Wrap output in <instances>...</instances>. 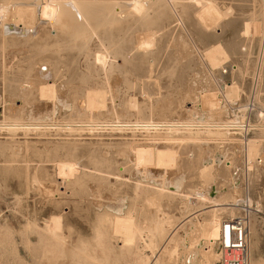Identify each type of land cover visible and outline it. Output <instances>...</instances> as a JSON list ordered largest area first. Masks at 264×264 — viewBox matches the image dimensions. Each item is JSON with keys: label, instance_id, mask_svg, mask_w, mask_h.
Returning <instances> with one entry per match:
<instances>
[{"label": "rangeland", "instance_id": "obj_1", "mask_svg": "<svg viewBox=\"0 0 264 264\" xmlns=\"http://www.w3.org/2000/svg\"><path fill=\"white\" fill-rule=\"evenodd\" d=\"M1 1L10 14L3 29L0 20V264H145L154 250L159 264H167L158 250L169 232L176 229L181 238L184 223L213 209L223 222L246 206L251 264H264V220L256 213H264V0H94L119 5L112 17L75 37L37 20L18 23L11 16L17 0ZM249 22L258 24L255 34H244ZM211 47L226 52L216 66L205 55ZM35 70L47 72L46 81L68 107L58 105L44 122L49 129L13 126L15 119L27 123L31 106L22 104L17 87ZM232 84L237 98L225 100L220 92ZM90 90L105 93L100 125L175 124L200 114L204 124L229 128H97L76 119L71 108ZM209 95L210 103L204 100ZM40 102L46 105L41 114L52 110V101ZM251 143L261 144V151L244 154ZM163 149L176 153L180 165L172 171L184 177L181 193H160L135 176V168L143 176L162 172L154 155ZM215 155L226 156L232 167L214 163L202 177L203 160ZM208 188L218 203L188 200ZM97 200L119 201L130 218L109 225ZM159 221L167 222L164 233L144 248L142 239L150 242ZM131 226L143 234L134 249L125 248ZM179 259L174 264H183Z\"/></svg>", "mask_w": 264, "mask_h": 264}, {"label": "bare ground", "instance_id": "obj_2", "mask_svg": "<svg viewBox=\"0 0 264 264\" xmlns=\"http://www.w3.org/2000/svg\"><path fill=\"white\" fill-rule=\"evenodd\" d=\"M134 1L136 4H139L140 2V0H134ZM106 3L107 4L97 5L95 4L94 0H17L16 3L15 2L11 3L12 9H13L12 11H14V14H11V16L15 15V20H17L16 22L18 23L23 22V24L30 25L32 23L34 24L33 22L34 20H37V22H40L41 24H47L46 26H49L50 28H53L54 26H56V28L61 30V33L70 32L73 34V37H75V36L81 35L82 32L87 27L99 22L100 20H103L109 17L110 15L112 17V14L114 13L115 9L118 7L119 4L110 3V2H106ZM8 7H9L8 4L4 3V1L0 3L1 29H3L2 26L7 25L6 23H7L9 14H10ZM68 13L70 14V18L67 19V21L64 19H61L64 15L67 16ZM41 14H42V17H41ZM39 15L41 18L39 17ZM12 19H14V17ZM258 28H259L258 24H255L254 22L246 23L244 25V34L246 35L255 34ZM1 29H0V32L3 31V30L1 31ZM42 32L43 31L39 33H42ZM22 39L23 38H21V40ZM205 53L204 54L206 55V58H208L207 60L208 61L210 60L209 62L212 63V65L214 64L213 66H216V64L220 63L222 59H226V56H225L226 52L222 51V48H218V47L212 48L211 47L210 50H207ZM46 76H47V72L43 70H35V73L33 75H30L29 80H27V84L25 86L24 84H22L17 87V90H19L20 92L19 98L22 104L31 106L30 107L31 109L29 111V114L27 115V119H26L27 123L25 122L22 123V121H18L19 119H15V125L13 126L18 125V123L21 122V124H19L18 126L25 127L24 129H29V130L30 129L31 130L49 129L48 127L51 125H48L44 122L45 121L48 122L51 115H53L56 112V108L58 107V105H60L61 107L68 108L67 105L64 103L62 97L56 96L54 94V85L48 84V81H46ZM236 89L237 88L234 84H232V86H229V87L226 86L224 90L220 92V96L224 98L225 100L228 99L229 101H234V99L237 98ZM12 90L14 89L12 88ZM42 100H45V101L48 100L54 103L51 111L49 110L48 112H45L44 114L40 113L44 111L42 109H41L42 111H40V107L45 105L43 104L44 101L42 103L40 102ZM204 100L205 102L210 103L212 101V98L209 95V96L204 97ZM219 103H221L220 100H219ZM22 104H19V106ZM7 105L10 106V104H7ZM74 105L75 106L74 107L72 106L71 108H73V111L77 115L76 119H81L82 121H86L89 123H97V124L92 125L97 128H102V127L110 128L111 127L112 130H119V131L129 129V128L138 130L139 128V130L143 129L145 131L149 129L151 130L152 129L154 130L164 129L168 131L169 133L170 132L173 133L172 131L192 132V130L194 129L196 130H200V129L222 130V129H227L226 127L229 126V125L227 126L226 124L225 125H222V124H214V125L209 124L208 125V123L204 124V120L201 119L202 115L200 114H198V116H196V119L194 120L176 122L175 124H173L174 122L172 124H169V123L166 124V122L163 124L162 122L159 123V122L151 121L147 123L132 124V125H129V124L111 125V124H103V123L102 125H100L98 124L99 119L101 117L103 118V116H101L102 114L105 115L103 111L105 110L104 108L107 109V106H106L105 93L100 92L98 90H90L89 92H87L85 97H83V99H81L79 102H75ZM10 108H11V111H15L17 107L13 109L14 106L12 107L11 105ZM42 108L44 109L45 107H42ZM46 109H49V106H47ZM99 116L101 117L99 118ZM79 126L84 127L86 125H79ZM258 143H253V144L251 143L249 144L248 148L245 147V149L247 148L248 150L246 149V153L244 154L247 155V152H248V155H253V153H256V152L259 153L262 148L260 147L261 144L259 145ZM259 154L261 156L260 159L264 162V152H261ZM154 156H155L154 157L155 167L156 169H160L162 172L149 173L147 176H143L141 171L135 168V176L138 177L142 182L147 181L150 184L154 185L155 187H158V190L160 193H164L166 191L176 193V194L181 193V191L184 188V177L180 173L175 174L174 171H172L174 167L175 168L177 167L178 169L180 165L178 158L176 156V153L171 150L163 149V150H157ZM225 161H226V156L224 155H221V156L215 155L213 156L212 161L206 157L203 160L201 167L199 169L200 175H202V177H205L206 174L210 171V169L214 167V163L216 166H219L220 164H224L226 168L230 169L232 167V164L230 162H227V161L225 162ZM247 161L248 159L246 160V162ZM248 165H251V162ZM177 169H175L176 173H177ZM170 170L172 172H169ZM211 191H212V188H208L207 191L205 192V196L202 192H197L195 194L189 195L188 200H190L191 198L193 199L195 198L197 200L202 199L203 201L209 200L211 202L218 203L219 201H216V200H219V198L216 199L212 197L210 195ZM230 197L231 196H229V198ZM233 197H236V196H233ZM96 202L100 206L103 205V207H105L106 210L104 209L105 210L104 216H107L109 218V221H110L109 225H111V223H115L120 216H125V219L126 218L129 219L131 216V213L129 211H126V213L123 214L124 205H121L119 201L114 202L112 205L110 203H106V204L99 203L98 200ZM234 202L238 203L239 201L238 199L237 201L235 199ZM250 203H251L250 200H248L246 204L249 206V208L251 207ZM189 204H191V202ZM100 206L98 208H101ZM230 209L229 211L231 212ZM218 210L219 209H213L212 211H209V213L203 216L202 219L200 218L201 219L200 221L195 222L194 224L187 225V223L183 222L185 231H184L183 237L181 238L175 235L176 233L175 231H177L176 229H174V231L171 230L172 232L171 233L169 232V234L165 236L163 245H161V248H159L158 251L166 254L167 259L165 260L167 261L165 262H167V264H174L176 259L178 260L180 256L183 261L182 262L183 264H215L216 260L218 259V254L216 251L217 239L219 237L220 230L223 225V222L221 220L222 218H220L218 215L219 214ZM167 222L159 221L156 223L155 227L153 228L154 233L151 236V240L149 243L145 242L144 239H142L143 234L136 226H131L130 231H129V237L126 240L125 248H128V249L136 248V243L138 240L137 236L143 240L142 244L144 248H147V249L151 248L153 244V238L164 233V225ZM50 223H49V226H51ZM249 227H252V225L250 224ZM54 228L55 226H53V233H56L54 231ZM170 243H171V246L168 245ZM154 251L152 252V256L150 257L151 260H148L146 257H145L146 260L143 259L145 260V264H159L161 262L158 257L159 255H157Z\"/></svg>", "mask_w": 264, "mask_h": 264}, {"label": "built area", "instance_id": "obj_3", "mask_svg": "<svg viewBox=\"0 0 264 264\" xmlns=\"http://www.w3.org/2000/svg\"><path fill=\"white\" fill-rule=\"evenodd\" d=\"M249 211L246 206L241 216L223 221L217 239L216 264H251ZM256 213L264 220V213L260 211Z\"/></svg>", "mask_w": 264, "mask_h": 264}, {"label": "crops", "instance_id": "obj_4", "mask_svg": "<svg viewBox=\"0 0 264 264\" xmlns=\"http://www.w3.org/2000/svg\"><path fill=\"white\" fill-rule=\"evenodd\" d=\"M264 164V163H263ZM260 168V167H259ZM233 178H234V175H233ZM236 184V183H235Z\"/></svg>", "mask_w": 264, "mask_h": 264}]
</instances>
